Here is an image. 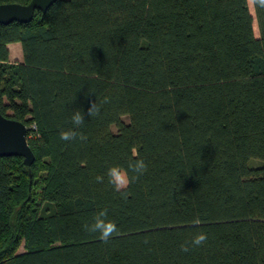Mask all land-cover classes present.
<instances>
[{
    "label": "trees",
    "instance_id": "1",
    "mask_svg": "<svg viewBox=\"0 0 264 264\" xmlns=\"http://www.w3.org/2000/svg\"><path fill=\"white\" fill-rule=\"evenodd\" d=\"M251 2L254 15L248 0H56L0 23V112L35 156L31 174L0 157V264H264V8ZM137 159L143 173L127 168ZM113 165L130 178L120 189ZM101 210L118 228L107 241L89 227Z\"/></svg>",
    "mask_w": 264,
    "mask_h": 264
},
{
    "label": "water",
    "instance_id": "2",
    "mask_svg": "<svg viewBox=\"0 0 264 264\" xmlns=\"http://www.w3.org/2000/svg\"><path fill=\"white\" fill-rule=\"evenodd\" d=\"M56 0H30L27 4L0 3V23L12 21L29 22L36 10L45 12ZM28 127L0 112V157L19 156L23 158L29 174L35 160L34 153L28 142Z\"/></svg>",
    "mask_w": 264,
    "mask_h": 264
},
{
    "label": "clouds",
    "instance_id": "3",
    "mask_svg": "<svg viewBox=\"0 0 264 264\" xmlns=\"http://www.w3.org/2000/svg\"><path fill=\"white\" fill-rule=\"evenodd\" d=\"M256 2L259 7L264 8V0H256ZM98 111H99L98 106L93 102L90 103V106L88 108V115H93ZM71 119L74 125H80L83 123L84 120L83 113L80 111L74 112ZM76 135L77 133L73 131V129H68L66 131H62L60 137L62 140L68 141L74 139ZM127 168L139 174V173H143L146 170L147 165L142 159H137L134 161H129ZM108 178H109V182L116 189H120L126 186L130 181V178L127 173V169L118 165H113L109 167ZM89 227L90 230L96 233L98 237L103 241L109 240L113 236V234L118 231L116 223L107 218V212L105 210H101L96 214L92 224ZM206 239H207L206 234L202 232L197 233L195 236H193L191 240V244L198 246L203 244L206 241ZM183 247L185 251L188 250L187 246H183Z\"/></svg>",
    "mask_w": 264,
    "mask_h": 264
},
{
    "label": "rangeland",
    "instance_id": "4",
    "mask_svg": "<svg viewBox=\"0 0 264 264\" xmlns=\"http://www.w3.org/2000/svg\"><path fill=\"white\" fill-rule=\"evenodd\" d=\"M248 5H249V9L251 11V13L253 14L254 11H253V7H252V2L251 0H248ZM254 15V14H253ZM253 28H254V33L256 36H258V30H257V26H256V22H255V19H254V23H253ZM18 53V47H14L13 45V48H12V53H11V58L10 60L11 61H21L22 57L20 58L19 57V53ZM123 119L127 122L128 121V118L127 117H123ZM112 131H116V128L114 126H112ZM20 250H23L22 246H20Z\"/></svg>",
    "mask_w": 264,
    "mask_h": 264
},
{
    "label": "crops",
    "instance_id": "5",
    "mask_svg": "<svg viewBox=\"0 0 264 264\" xmlns=\"http://www.w3.org/2000/svg\"><path fill=\"white\" fill-rule=\"evenodd\" d=\"M13 45H14V47H18V53H19V57L21 58L22 57V52H21V45H20V43H10L9 45H8V48H9V51H10V58H11V53H12V48H13ZM17 53V54H18Z\"/></svg>",
    "mask_w": 264,
    "mask_h": 264
}]
</instances>
